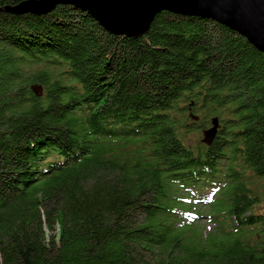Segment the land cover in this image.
Returning a JSON list of instances; mask_svg holds the SVG:
<instances>
[{
	"label": "trees",
	"instance_id": "trees-1",
	"mask_svg": "<svg viewBox=\"0 0 264 264\" xmlns=\"http://www.w3.org/2000/svg\"><path fill=\"white\" fill-rule=\"evenodd\" d=\"M19 1L0 0V264H264V52L204 17L127 37L73 5L2 10ZM213 185L202 233L182 190Z\"/></svg>",
	"mask_w": 264,
	"mask_h": 264
},
{
	"label": "water",
	"instance_id": "water-1",
	"mask_svg": "<svg viewBox=\"0 0 264 264\" xmlns=\"http://www.w3.org/2000/svg\"><path fill=\"white\" fill-rule=\"evenodd\" d=\"M58 5H73L108 33L127 37L146 33L154 16L162 11L204 17L237 32L264 52V0H21L4 5L2 10L13 15H44ZM32 89L36 91V86ZM211 123L200 139L206 146L215 138L217 117Z\"/></svg>",
	"mask_w": 264,
	"mask_h": 264
},
{
	"label": "rangeland",
	"instance_id": "rangeland-1",
	"mask_svg": "<svg viewBox=\"0 0 264 264\" xmlns=\"http://www.w3.org/2000/svg\"><path fill=\"white\" fill-rule=\"evenodd\" d=\"M32 67H33V71H36L37 69L42 68L43 65H42V63L39 64L38 66H37V64H33ZM220 125H221V123H220ZM197 136H198V138L201 137V130H200V133ZM129 147H131V146H129ZM130 149L132 150V148H130ZM206 192H207V190H205L203 193H199V196H203ZM199 207H200V210L201 209L203 210L202 213L205 216L204 219H202L201 217L198 218V219H201V220H199V224H198L199 225V230L202 231V233H203V232H207L209 230L210 223H209V220H208V215L204 211V206L203 205H199ZM181 216H182V220L186 221V217L184 215H181ZM206 216H207V218H206ZM197 220H195L194 222H197Z\"/></svg>",
	"mask_w": 264,
	"mask_h": 264
}]
</instances>
